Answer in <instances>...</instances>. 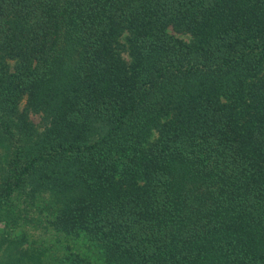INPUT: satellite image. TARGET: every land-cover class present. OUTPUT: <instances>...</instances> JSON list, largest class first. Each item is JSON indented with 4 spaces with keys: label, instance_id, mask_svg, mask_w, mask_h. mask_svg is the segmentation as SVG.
Segmentation results:
<instances>
[{
    "label": "trees",
    "instance_id": "trees-1",
    "mask_svg": "<svg viewBox=\"0 0 264 264\" xmlns=\"http://www.w3.org/2000/svg\"><path fill=\"white\" fill-rule=\"evenodd\" d=\"M0 264H264V0H0Z\"/></svg>",
    "mask_w": 264,
    "mask_h": 264
},
{
    "label": "rangeland",
    "instance_id": "rangeland-1",
    "mask_svg": "<svg viewBox=\"0 0 264 264\" xmlns=\"http://www.w3.org/2000/svg\"><path fill=\"white\" fill-rule=\"evenodd\" d=\"M182 37V36H181ZM184 39H189L188 37L183 36ZM31 120L36 125H42L41 118L37 115H32ZM27 238V237H26ZM56 240V237L53 236L51 233H46L43 228L41 227H35L33 226L29 231V236L27 238V243L25 244V247H28L30 245L35 246H41L42 244H45L44 246H50L51 244H48L50 240ZM46 243L48 245H46ZM54 243V242H53ZM78 247V246H77Z\"/></svg>",
    "mask_w": 264,
    "mask_h": 264
}]
</instances>
